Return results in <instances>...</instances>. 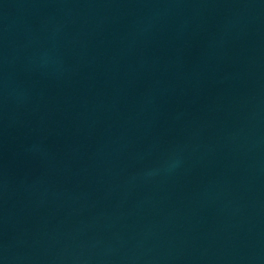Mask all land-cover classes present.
Listing matches in <instances>:
<instances>
[{
    "label": "water",
    "instance_id": "1",
    "mask_svg": "<svg viewBox=\"0 0 264 264\" xmlns=\"http://www.w3.org/2000/svg\"><path fill=\"white\" fill-rule=\"evenodd\" d=\"M0 264H264V0H0Z\"/></svg>",
    "mask_w": 264,
    "mask_h": 264
}]
</instances>
